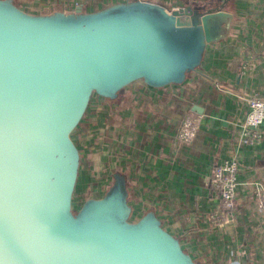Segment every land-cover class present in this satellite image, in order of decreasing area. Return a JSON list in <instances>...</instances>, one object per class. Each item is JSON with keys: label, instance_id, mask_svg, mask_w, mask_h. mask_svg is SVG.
<instances>
[{"label": "water", "instance_id": "water-1", "mask_svg": "<svg viewBox=\"0 0 264 264\" xmlns=\"http://www.w3.org/2000/svg\"><path fill=\"white\" fill-rule=\"evenodd\" d=\"M232 20L206 2L35 15L0 0V264H202L154 209L135 217L121 172L75 205L74 135L93 97L115 102L138 81L183 84Z\"/></svg>", "mask_w": 264, "mask_h": 264}, {"label": "crops", "instance_id": "crops-1", "mask_svg": "<svg viewBox=\"0 0 264 264\" xmlns=\"http://www.w3.org/2000/svg\"><path fill=\"white\" fill-rule=\"evenodd\" d=\"M14 1L38 15L71 13L79 6L93 12L124 0ZM148 1L171 10L223 4L233 15L229 35L206 48L199 69L181 85L154 89L138 81L115 102L91 99L74 135L83 155L74 200L101 196L112 174L121 172L135 217L154 209L165 230L200 263L264 264V210L258 206V194L264 193V121L258 144L241 143L248 99L264 101V0ZM188 112L198 117L199 127L194 140L183 144L176 134ZM226 159L239 167L237 206L230 223L218 228L210 222L220 207L211 177Z\"/></svg>", "mask_w": 264, "mask_h": 264}, {"label": "built area", "instance_id": "built-area-1", "mask_svg": "<svg viewBox=\"0 0 264 264\" xmlns=\"http://www.w3.org/2000/svg\"><path fill=\"white\" fill-rule=\"evenodd\" d=\"M249 111L242 124L241 143L256 145L261 141L259 127L264 121V101L254 96L247 101ZM199 119L188 112L177 131L179 143L190 144L198 131ZM238 163L234 159H226L217 164L211 177V186L220 200V207L211 214L210 222L214 227L222 228L232 220L236 209V187ZM258 206L264 210V193L258 194Z\"/></svg>", "mask_w": 264, "mask_h": 264}, {"label": "rangeland", "instance_id": "rangeland-1", "mask_svg": "<svg viewBox=\"0 0 264 264\" xmlns=\"http://www.w3.org/2000/svg\"><path fill=\"white\" fill-rule=\"evenodd\" d=\"M81 171H84V170H81ZM84 177H85V176H83V177L80 179V181H81L80 183H83L82 181H85V180H86V179H84ZM79 185H80V184H79ZM85 186H86L85 188H87V189L89 190L90 187H89L88 185H86V184H85ZM80 194H81V192H80L79 190H77V193L75 194V196H76L75 199H76V200H79V195H80ZM77 202H78V201H75V205H77Z\"/></svg>", "mask_w": 264, "mask_h": 264}]
</instances>
